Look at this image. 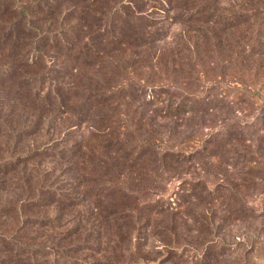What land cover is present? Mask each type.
Wrapping results in <instances>:
<instances>
[{"label":"rangeland","instance_id":"obj_1","mask_svg":"<svg viewBox=\"0 0 264 264\" xmlns=\"http://www.w3.org/2000/svg\"><path fill=\"white\" fill-rule=\"evenodd\" d=\"M4 2L14 8L6 17L14 19L17 13L25 12L26 20L23 24L27 21L29 24L32 22L33 26L38 27L35 31L37 35L48 31L50 34L58 35L66 31L76 36L79 34L77 27L83 22H88L85 31L89 33L97 30L105 32L108 29L107 24L112 20L117 26L122 24L124 28H129L127 23L129 22L137 33L143 20H146L147 24H152L150 32L156 29L160 32L164 30L170 32V38L155 43L151 49L148 46L139 51L134 50L135 48L128 43V37H123L121 34L123 43L115 53L118 61L113 60V63L106 57L98 58V62L116 64L118 67L114 68L115 72L110 68L107 71L104 67L100 70L91 66H81L80 62L74 61L77 67L75 81L80 86L79 93L82 87H86L89 91L96 89L94 91L102 90L108 93V89L99 87L97 78L100 77L109 86H121L134 78L141 81L142 78H146V83L151 86H160L162 82L168 83L169 73L166 75L161 67L152 71H147L146 67L140 68L136 56L140 52L147 59L154 55L153 61L158 54L160 56L156 58L161 57L162 61L168 59L171 45L167 42L172 43L173 34L182 28V25L170 24L172 21L170 16L190 10L186 5L185 9L180 6L175 11L174 4L172 5L174 8L170 9V6H161L156 1H147L136 6L128 4V0H86L87 6H79L73 13L64 8L71 6L69 1H66L60 9L56 7V3L49 0H5ZM219 2V6L227 8L229 5V0H219ZM242 2L243 0H238V6ZM252 4L254 10L262 9L263 3L252 0ZM262 15L260 13L253 19L255 22L253 27L259 24ZM144 16L148 18H143ZM6 17L3 16L2 20H6ZM22 20L21 17L19 24ZM8 26L12 30V23ZM11 30L8 32L12 38L14 31ZM97 37L88 41L95 44ZM46 41L48 43L50 39L44 38V42L40 39L42 44L37 42L43 45L44 55L33 66V71L27 70V76L34 74L32 79L29 77L30 80L20 83L22 76L19 74L16 85V83L11 84L13 79L3 80L0 73V81H3L0 87V167L9 164L12 166L9 168L12 170L10 173L0 174V225L4 224L3 234L8 238L13 233L14 235L16 232L20 233L14 228L26 215L29 216L27 225L33 223L31 216H54L58 211L56 207L33 203L48 202L51 193L78 202L83 194L78 179L81 178L78 170L81 158L85 161L90 157L96 163V161L101 162L99 159L101 157L115 169L111 171L110 166L102 168L104 175L101 181L100 178L95 179L100 176L96 175L100 173L97 170L91 171L95 174L94 178L93 175L88 177L92 179L91 181L84 182L83 178L81 181L97 194L95 197L94 194L90 196L91 201L100 198L103 206H112L114 210L117 208L125 212L123 219L118 218L115 221L116 227L120 228L116 241L119 240L118 243L122 244L123 252H119L114 264H264V156L257 155L255 146L245 141L239 145L233 142L227 144L224 142L226 136L223 134V129L229 126L234 130H241L243 139L251 138L253 141L262 131L256 124L257 112L262 103L261 98L264 96V87L262 90H257L255 86L260 84V79L255 78L249 69L242 72L235 69L234 78L240 80L239 83L235 82L229 72L222 85L207 92L214 95L222 94L225 100L231 101V105L227 108L223 107L221 111L210 112L207 115V119H210L209 127L204 129L197 127L195 133L192 132V127L179 125L174 118L158 119L157 124L165 123L164 130L170 129L172 135L167 139V135L162 134L164 141L167 139V142L161 145H157L154 141L150 144L148 151L155 153L153 158H149L142 147L140 152L145 153L144 157L139 161L138 166H132L130 161L134 159L139 147V144L135 143V136L138 133L134 131V125L130 120L120 124L119 115L124 110L123 107L117 111L114 108L108 109L107 105H111L116 99H110L94 108L85 122L79 121L75 116L76 110H79L80 103L83 102L80 101L79 96L74 99L77 104L73 111L67 113H62L64 109L60 108V106L65 107V102L67 105L66 99L63 98L66 101L52 99L55 82L68 84V78L72 76L74 58L73 56L69 59L60 58L57 49L44 47ZM80 42H84V39ZM81 46L76 45L74 52H78ZM223 47L216 46L212 50L220 56L228 52L227 47ZM205 48L204 44L199 46V49L205 52L203 58L205 63L201 68L206 72L205 77L195 80L194 75H191L196 85L188 84L184 88L186 92H198L200 90L198 87L203 84L207 90L215 80H218L217 66L208 63L207 56L211 54ZM102 50L107 51L108 46H102ZM35 55L37 54L29 58L39 57ZM78 56L79 59L83 58L82 50ZM78 69L82 70L78 71ZM178 78L188 79L185 74L179 75ZM244 84L250 85L255 92ZM32 97L42 105L32 107L30 101ZM137 104L133 102L127 108L130 116L133 114V107ZM161 104L158 102L156 106ZM84 106L82 104L81 108ZM220 130L222 134L220 132L214 134ZM195 135L197 138L210 135V138L214 137L216 142H221L226 148L220 158L204 161L206 171L201 165L194 166L196 162H181L174 165L168 157H163V154L159 159L157 151L161 153L166 148H175L178 139L184 143L182 145L185 149L187 144L192 146L190 139ZM79 145L83 151L77 153ZM99 145L105 149L98 148ZM27 151L35 152L36 156L19 163L18 157ZM47 155L51 157H46ZM119 155L126 158L123 165L128 166L125 167L128 170L122 171L121 164L111 163V158ZM228 156L238 159L235 161ZM226 160L230 165H225ZM83 170L88 169L85 167ZM123 178L126 182L123 191L109 189L110 184H119ZM43 183L45 187L47 186L48 195L39 196L44 200L37 197L38 193L33 191ZM110 190L113 191L108 194ZM21 201L24 202L22 205H20ZM132 212L137 214L131 215ZM148 216H150L149 223H147ZM95 230L91 229L87 234L94 235ZM112 230L114 231L109 233L115 234L116 228ZM33 231L37 230L34 228L25 232L30 235ZM12 239L20 245L25 242L31 243V240L27 241L29 238L25 236L22 239L15 237ZM41 243L39 241L37 244ZM0 249L2 250L1 246ZM82 255L83 253L77 254L79 264H85Z\"/></svg>","mask_w":264,"mask_h":264},{"label":"trees","instance_id":"obj_2","mask_svg":"<svg viewBox=\"0 0 264 264\" xmlns=\"http://www.w3.org/2000/svg\"><path fill=\"white\" fill-rule=\"evenodd\" d=\"M4 1L5 0H0V27H4L0 29V73H2V79H13L11 84L16 83L17 85L18 80L16 79H18L20 74V76H22V81H20V83L30 80L28 78L33 77L34 74L27 76V70L33 71V66L38 63L39 58L44 55V50H42L43 45H39L37 42L42 44L44 38L50 39V42H45L44 47L47 46L48 48L57 49L60 58L69 59L72 56L74 58L73 68L71 70L72 76L68 78V84L65 85L61 82L60 84L59 82H55L52 99L57 101L66 99L67 105L65 102V107L60 106V108L64 109L62 113H67L70 110L73 111L74 106L77 104L74 99H77L76 97L79 96L81 99L80 101L83 102L80 103V108L76 110L75 116L79 121L83 122L89 118L94 108L105 104L110 99H116L114 103L107 105L108 109L114 108L117 111L120 107H123L122 109L124 110H122L119 115L120 124L123 121L130 120L134 125V131L138 133L135 136V143L139 144V147H137L138 152L134 156V159L130 161L132 166H138L139 161L144 157L145 153L148 154L149 158L155 157L154 152H151V150L150 152L148 151L150 144H153L154 141L157 145H161L163 142H167V139L172 135L170 129L164 130L165 123L157 124L158 119L168 120L174 118L179 125L183 124L186 127H192L191 130L194 133L197 127L200 129L209 127L210 119H207V115L212 111H221L223 107L227 108L231 105V101L225 100L222 94L218 93L214 95L207 91L222 85V82H224L229 72H231L230 76L234 78L236 77L234 76L235 69L241 72L249 69L255 78L257 77L260 79V84H255L257 87L256 89L262 90L264 87V0H257V3H263L262 9L260 10H254L252 0H243L240 6L237 4L238 0H233L231 2L229 0L227 8L225 6H219V0H128V4L131 3L136 6L147 1H156L160 3L161 6H170V9L174 8L172 6L174 4L175 11L180 8V6L184 7V9L186 5L188 6L187 9L190 7V10H186V12L170 16L172 20L170 24L182 25V28L173 34L172 43L167 42L171 45V52L169 58L165 61L160 60L161 57H159V59L156 58L160 56L159 54L153 61L154 55H152L150 59H147L138 52L141 48L150 46L149 49H151L155 43L170 38V32L168 30L160 32V30L156 29L150 32L152 24H147L146 20H143L142 26L138 29L139 33L132 29L134 26L129 22H127L129 28H124L122 24L117 26L112 20L111 23L107 24L108 29L105 32L103 30H97L96 32L89 33V31H85L88 22H83L77 27L79 34L76 36L66 33V31H62L58 35L50 34L49 31L37 35L35 31L38 30V27L33 26L32 22L29 24V21H27L26 24H23V21L26 20L25 12L20 14L17 13L14 19L6 17L14 8ZM49 1L56 3V7L59 9L66 1H69L71 6H64V8L73 13L79 6H87L86 0ZM260 13L263 15L260 17L259 24L256 22L259 26L257 27L256 25L253 27L255 24L253 19ZM3 16L6 17V20H2ZM21 17L23 20L19 24V19ZM143 18L148 17L144 16ZM190 22L193 24L191 25ZM11 23L12 30L8 26H11ZM9 30L14 31L12 38L11 34L8 32ZM121 34L123 37H128V43L132 45L131 47L135 48L134 50H138L134 52H138L136 61L140 62L139 67H146L147 71H152L161 67L165 70L164 72L166 75L167 73L170 74L168 83L162 82L160 86H151L146 83V78H142V81L134 78L121 86H109L105 80L100 77L97 78L99 80V87L102 88L103 86L108 89V93L102 90L94 91L96 89H91L89 91L86 87H82L79 93L78 90L80 86L75 81L77 67L74 61L80 62L81 66H91L100 70L104 67L107 71H109L108 68H110L115 72L114 68L118 66L113 64V60L118 61L115 53H117V50L121 48L123 43ZM96 37L97 41L95 44L88 41L95 40ZM191 38H193V40H191ZM40 39H42V42H40ZM83 39L84 42H80ZM202 44L206 45V51H209L211 54L207 56V58H209L208 63L210 62L211 65L217 66L219 71L217 74L218 80H215L207 90L203 84L198 87L200 89L198 92H186L184 88L188 86V84L196 85V81L191 78V75H194L195 80H199L200 78L204 79L205 77L206 72L201 69L204 67L205 63L203 59L205 52L203 53L199 49V46ZM76 45L78 47L80 45L82 46L81 49L75 53L74 49ZM106 45L108 46V50H102V46ZM216 46L219 48H222V46L227 47L228 52L218 56L212 50ZM62 48H65V50ZM81 50L84 59H79L78 53ZM173 50H175V52ZM34 54H37L35 56L39 57H36V59L29 58V56L33 57ZM99 57H106L113 63L109 62V64H105L103 62H98ZM79 70L82 69H78V71ZM181 74H185L188 79L184 80L178 78ZM259 76H261V78H259ZM234 80L235 82L241 83L240 80L237 81V78H234ZM2 85L3 81H0V87ZM178 85L182 86L180 87ZM244 85L249 89L252 88L250 85ZM251 90L255 92L253 88ZM39 94L40 92H38V95ZM120 100L123 101L121 102ZM30 101L32 107L42 105L33 97L32 99L30 98ZM49 101H51L50 97ZM261 101L262 103L257 112L256 124L262 131L256 135L255 140L252 141L251 138L243 139L241 130H234L229 126L223 129V134L226 136V141L224 142L227 144L233 142L239 145V143L245 141L252 144V146L254 145L256 154L263 157L264 134L262 133H264V96H262ZM133 102H137L138 104L133 107V114L130 116L127 108L131 106ZM158 102L162 103L161 106H156ZM82 104L85 105L83 108H81ZM219 132L222 134L221 130L214 134H218ZM162 134L167 135L166 141H164ZM190 141L192 146L187 144L185 145V149L182 145L184 143L178 139V145H181L179 148L177 145L175 148H166L161 153L157 151L159 159L161 158V154H163L162 156L168 157L174 165L180 164L181 162H196L194 166L201 165L203 170H205L204 166H206V163L204 161H210L213 158L218 159L226 150L221 142H216L214 137L210 138V135L199 136V138H197V135L191 136ZM254 141L256 144H254ZM232 146H234V144ZM78 147L77 153L78 151L82 152L83 149H81V146L79 145ZM100 147L103 146L99 145L98 148ZM105 147L109 148V146ZM142 147H144L145 153L140 152ZM114 154L116 155V152H114ZM69 155L74 156L76 154ZM35 156V152L32 153L31 151L21 153L20 157H18V162H24ZM46 157L51 156L47 155ZM228 157L233 158L235 161L238 159V157ZM99 159L101 162L96 161L95 163L90 157H87L85 161L81 158L80 167L78 169L81 178L78 179L82 186L81 188H83V194L80 200H77L78 202L65 199L61 196L58 197L51 193L49 194L51 198H48V202L40 203L34 201L33 203H39L35 205L45 207L47 205L56 207L58 211L54 216H31L30 219L33 223L27 225L26 221L29 216L26 215L19 220L20 223L14 228L16 231H20V233L16 232L15 235L13 233L14 236L12 235L8 238L3 234L2 229H4V224L0 225V246L2 248V250L0 249V264H79L80 260H78L77 257L78 253H83L82 257L85 259V264L115 263V260L119 256V252H123L122 244L118 243L119 240L116 241L120 228L116 227L115 221L118 218L123 219V214L125 212L117 208L114 210L115 208L112 206H103L100 198L93 200L95 201V203H93L90 196L94 194L93 197H95L97 194H95L89 186L84 185V182L92 180L88 178L90 175H93L94 178L95 174H92L91 171H99L100 173L96 175L100 176L95 179L100 178L99 181H101L105 167L110 166L109 169L111 171L115 169L112 168V164L106 161L104 162L101 157ZM125 159L126 158L121 155L115 156L111 158V163L121 164L122 171H124V169L128 170L125 168L128 166L123 165L125 163L124 161H126ZM225 165H230L227 160L225 161ZM85 167H87V171L83 170ZM9 168H12L10 164L5 167H0V174L5 175L10 173L12 170ZM140 168L144 169V167ZM118 173L120 172L118 171ZM209 174L210 172L208 171V175ZM82 178V181H84L83 183L81 181ZM125 183L123 178L119 184H110L111 187L109 189L113 188L117 190V192L120 190L123 191V185ZM46 187L43 183L33 191L38 193L37 197H41L39 195L46 196L48 195V189ZM128 190L130 189L128 188ZM112 191L113 190H110L108 194H111ZM42 200H44V198H42ZM20 203V205H22L24 202L21 201ZM137 212L139 211L137 210ZM134 214L136 215L137 213H131V215ZM115 216L117 217L113 219ZM127 217H129V215H127ZM149 217L150 216L147 217V223H149ZM16 220L18 219L16 218ZM87 227H89V229H86ZM34 228L37 231H33L30 235L25 232L26 230ZM114 228H116V233L110 234L109 232L114 231L112 230ZM91 229H96L94 235L87 234ZM56 233H58L57 236ZM23 236L29 238L27 241L31 240V243L28 244L25 242V244L23 243V245H20L12 239V237L22 239ZM36 241H41L42 243L37 244L38 242ZM223 246H225V244H223Z\"/></svg>","mask_w":264,"mask_h":264}]
</instances>
